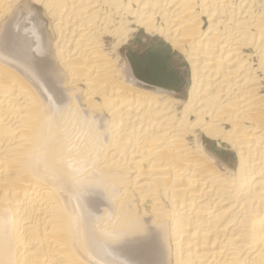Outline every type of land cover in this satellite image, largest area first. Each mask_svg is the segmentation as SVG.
I'll return each instance as SVG.
<instances>
[{"label":"bare ground","instance_id":"1","mask_svg":"<svg viewBox=\"0 0 264 264\" xmlns=\"http://www.w3.org/2000/svg\"><path fill=\"white\" fill-rule=\"evenodd\" d=\"M0 264H264V0H0Z\"/></svg>","mask_w":264,"mask_h":264},{"label":"rangeland","instance_id":"2","mask_svg":"<svg viewBox=\"0 0 264 264\" xmlns=\"http://www.w3.org/2000/svg\"><path fill=\"white\" fill-rule=\"evenodd\" d=\"M140 31H135L134 37L131 39L130 44L126 46V51H128L129 49H145L149 46L160 45V41L158 39L153 38L142 30ZM173 61L175 69L178 71L181 78L184 80L185 83H188L190 80V72L187 63L183 59L177 57L176 54H173ZM210 147L214 153L220 154L222 157L230 159L228 160V162H231L232 159H234V155L229 150L221 148L218 144L212 143Z\"/></svg>","mask_w":264,"mask_h":264},{"label":"clouds","instance_id":"3","mask_svg":"<svg viewBox=\"0 0 264 264\" xmlns=\"http://www.w3.org/2000/svg\"><path fill=\"white\" fill-rule=\"evenodd\" d=\"M68 167L75 173H80L83 171V162L70 160L68 162Z\"/></svg>","mask_w":264,"mask_h":264}]
</instances>
